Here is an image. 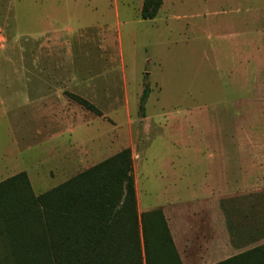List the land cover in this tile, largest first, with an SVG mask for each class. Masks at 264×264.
Listing matches in <instances>:
<instances>
[{"label": "rangeland", "instance_id": "374dc122", "mask_svg": "<svg viewBox=\"0 0 264 264\" xmlns=\"http://www.w3.org/2000/svg\"><path fill=\"white\" fill-rule=\"evenodd\" d=\"M143 2L0 0V183L39 195L130 148L138 211H163L183 264L263 247L264 92L231 20L264 0Z\"/></svg>", "mask_w": 264, "mask_h": 264}, {"label": "trees", "instance_id": "16d2710c", "mask_svg": "<svg viewBox=\"0 0 264 264\" xmlns=\"http://www.w3.org/2000/svg\"><path fill=\"white\" fill-rule=\"evenodd\" d=\"M164 0H144L154 20ZM150 86L141 96L145 115ZM83 107L102 111L81 96ZM0 264H183L161 209L140 214L132 150L36 194L26 172L0 183ZM218 264H264V246Z\"/></svg>", "mask_w": 264, "mask_h": 264}, {"label": "crops", "instance_id": "0c3cea01", "mask_svg": "<svg viewBox=\"0 0 264 264\" xmlns=\"http://www.w3.org/2000/svg\"><path fill=\"white\" fill-rule=\"evenodd\" d=\"M242 11L241 5H238V8L234 10L235 18H233L231 21L235 24H241L244 26V28H247V30L252 31L251 33H248V35H245L244 39V46H253L256 51V54L254 55V79H255V85L257 87V90L259 92H264V15H258V13L252 14L251 16L248 15V17H242L238 15ZM249 31V32H250ZM253 35V36H252ZM258 53V54H257ZM258 92V93H259ZM236 135H233V137L228 139L223 138V140L227 141H235Z\"/></svg>", "mask_w": 264, "mask_h": 264}]
</instances>
